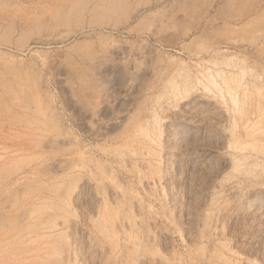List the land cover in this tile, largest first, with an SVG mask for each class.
<instances>
[{
  "label": "rangeland",
  "instance_id": "obj_1",
  "mask_svg": "<svg viewBox=\"0 0 264 264\" xmlns=\"http://www.w3.org/2000/svg\"><path fill=\"white\" fill-rule=\"evenodd\" d=\"M0 264H264V0H0Z\"/></svg>",
  "mask_w": 264,
  "mask_h": 264
}]
</instances>
